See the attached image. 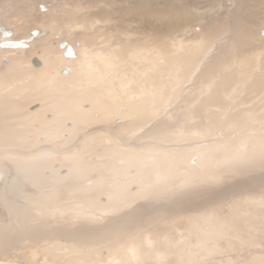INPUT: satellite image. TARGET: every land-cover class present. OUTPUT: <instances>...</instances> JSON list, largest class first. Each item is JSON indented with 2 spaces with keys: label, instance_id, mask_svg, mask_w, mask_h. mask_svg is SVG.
Wrapping results in <instances>:
<instances>
[{
  "label": "rangeland",
  "instance_id": "obj_1",
  "mask_svg": "<svg viewBox=\"0 0 264 264\" xmlns=\"http://www.w3.org/2000/svg\"><path fill=\"white\" fill-rule=\"evenodd\" d=\"M0 21L13 40L33 28L46 31L19 53L0 52V130L17 127L12 115L21 124L10 136L20 138L0 150L5 188L16 198L7 201L19 220L7 221L0 259L16 254L35 264H264V0H0ZM193 40L201 42L197 50L190 46L180 58L167 54L174 44ZM61 41L83 50L60 66L57 60L53 69L70 67L65 76L77 79L84 52L116 51L122 63L107 77L119 70L124 78L137 75L129 86L135 98L126 99L125 89V97L109 98L108 92L123 88L115 83L105 92L95 83L66 81L55 83L57 94L45 95L54 83L38 78L47 72L41 66L61 55ZM147 50L158 60L169 56L150 76L136 55L148 56ZM135 103L132 119L116 116ZM259 143L263 152L255 150ZM237 147V159L217 165ZM197 150L203 157L213 150L211 160L197 164L198 153L187 156ZM151 154L157 158L153 171L160 159L181 157L179 175L171 187L148 184L133 196L147 176L129 161ZM20 177L30 185H16ZM125 179L129 186L121 188ZM72 194L80 213L61 205L49 210L61 202L67 207ZM23 199L30 202L25 210ZM113 208L120 212L103 213ZM36 226L47 237L34 239Z\"/></svg>",
  "mask_w": 264,
  "mask_h": 264
},
{
  "label": "bare ground",
  "instance_id": "obj_2",
  "mask_svg": "<svg viewBox=\"0 0 264 264\" xmlns=\"http://www.w3.org/2000/svg\"><path fill=\"white\" fill-rule=\"evenodd\" d=\"M29 1V0H28ZM41 6V9H44L45 7L43 6V5H40ZM122 7V6H121ZM45 10V9H44ZM1 22V21H0ZM107 23V22H106ZM108 24V23H107ZM2 25V24H1ZM201 27H199V26H197V29L199 30ZM33 30H36L37 31V33L35 34V35H33L32 34V37H30L31 36V32L33 31ZM8 32V34H3V32ZM46 34V31L44 30V29H39V28H33V29H31L30 31H29V33H28V35H27V37H25V38H21V40H13V39H11L12 38V35H13V31L10 29V28H7V27H5V26H0V52H1V49L3 50V49H7V50H9V49H12V50H16L18 53L20 52L19 50H23L26 46H27V43L28 42H30V41H32V40H34L35 38H38V37H42L43 35H45ZM44 37V36H43ZM5 41H8V42H20V43H22V44H24V46H23V48L22 47H14V46H10V47H5V46H1V44L3 43V42H5ZM66 42V41H65ZM66 43H68V42H66ZM76 43V42H75ZM69 44V43H68ZM69 45H71V44H69ZM78 46H79V44L77 45V47H76V45L75 46H72L71 45V47L73 48V50H74V52H75V54H76V56L75 57H73V58H63V56H62V53H61V55L60 56H57L56 58L57 59H55V61H53V60H49V59H46L45 60V62H44V64H42V66H41V62L39 61V59H37V58H35V57H33L32 59H31V63L33 64V61H36L37 63H38V65H34V66H36V67H42V69H46L47 70V72H46V74H44V73H42V74H40V76L38 77V78H44L45 80V82L46 83H48V82H52V83H54L53 85H50V88H49V90H48V92H47V94H45V95H47V96H51V95H53V94H57V84L55 85V83H58V82H70V85H79V84H82L81 82H83V84H85V83H88V85L89 84H92V83H95V84H98V85H100V87H103V89H104V91L105 92H107L108 91V88L111 86V85H113L112 83H115L117 86L118 85H120L119 87H123L122 88V90H116V92L114 93V94H111V93H107L108 95H109V98H110V96L111 97H116V96H119L120 94H122V96L123 97H125L124 96V91L125 90H127V91H125V93H128V95H127V97H126V99L127 98H131V99H133V98H135V97H131L132 95L134 96V94H132V92H133V90L129 87L133 82H134V79L136 78H139L137 75H134V76H125V78L124 77H121V71L119 70V72L118 73H115L116 75H114V77L113 78H108L107 77V75L110 73V72H112V71H114V70H118L117 69V67L119 66V64H120V60L119 59H121L118 55H117V52L115 51V52H111L109 49L108 50H101V54L100 55H94V56H91V57H89V55H87V53L86 52H84L83 53V57L81 58V60H80V68H79V70L78 71H74L76 74H79V78H77V79H74V78H72V77H70V76H65V75H67L68 73H69V70H70V67H61L60 68V70H58L60 73V75H58L57 73H58V71H57V69H53L54 67H53V64L55 63L56 64V61L58 60V63H59V66L64 62V60H66V61H71V60H74L76 57H77V55L79 54V52L81 53V49L82 48H78ZM194 47V48H196V50L201 46V42L200 41H198V42H196V41H191V43L189 44V41H182V42H179V44H174L172 47H173V49H172V51H170V52H167V54L168 53H170L169 55H175V56H173V57H176V56H179V58H180V55H181V53H185V52H188V51H190L189 50V47ZM190 47V48H191ZM63 50V49H62ZM76 50V51H75ZM83 50V49H82ZM195 50V49H194ZM88 51V50H87ZM63 52V51H62ZM100 52V51H99ZM147 54H149L148 56L146 55V53H145V51H143V52H141V51H139V52H137L136 53V55H138L139 57L137 58V60H140L141 62H142V60H143V63H146V66H147V72H146V76H150L153 72H154V70L153 69H156L157 67H159L160 65H165V62L167 61V59L169 58V56H165V61H163V60H158L157 59V54H153V53H151V50L149 51V50H147ZM14 53H16V52H14ZM141 53V54H140ZM151 53V54H150ZM28 54V53H27ZM91 54V53H90ZM62 56V57H61ZM160 56H161V54H160ZM172 57V58H173ZM156 58V59H155ZM91 62H93V64L91 65ZM134 62V61H133ZM30 63V62H29ZM122 63V62H121ZM135 63H136V61H135ZM138 63V62H137ZM167 63V62H166ZM54 64V65H55ZM138 65V64H137ZM144 65V64H143ZM143 65L141 64L140 66H142V68H143ZM134 67V66H133ZM137 67V66H136ZM136 67H134V68H132V71L133 70H135V69H138V68H136ZM139 67V66H138ZM65 68H67L68 69V71L66 72V73H61V70H63V69H65ZM142 68L140 69V70H138L139 72H142L143 70H142ZM176 68H179V66H177ZM194 69H195V67H194ZM193 71H195V70H193ZM130 74H132L131 72H130ZM61 75H63V76H61ZM110 75V74H109ZM142 75H144V74H142ZM67 77V78H66ZM172 77H174V75L172 76ZM175 77H177L176 75H175ZM82 78H83V80H82ZM140 78H142V76L140 77ZM216 79V78H215ZM38 81H39V83H36V84H41L40 82H41V80L40 79H38ZM43 81V82H44ZM44 82V83H45ZM132 86V85H131ZM134 86V85H133ZM114 87H115V85H114ZM24 89V88H23ZM23 89H21L20 91H19V89H17L18 90V92H20V94L21 93H23V92H21ZM26 89V88H25ZM99 89V88H98ZM110 89H112V87L110 88ZM109 89V90H110ZM119 89H121V88H119ZM125 89V90H124ZM100 90V89H99ZM102 90V89H101ZM100 90V91H101ZM27 91V90H26ZM25 90H24V92H26ZM113 91V90H112ZM104 92V93H105ZM113 93V92H112ZM134 93V92H133ZM23 95H25V93H23ZM22 95V96H23ZM151 96V95H150ZM99 98V97H98ZM117 98V97H116ZM118 100H120V99H118ZM116 101H117V99H116ZM123 101V100H122ZM114 102V101H113ZM119 102V101H118ZM129 102V101H128ZM127 102V103H128ZM137 102V101H136ZM39 103V102H38ZM109 104V103H108ZM111 104V103H110ZM117 104V103H116ZM123 104V103H122ZM121 104V105H122ZM129 104V103H128ZM40 105H41V103H40ZM93 105V104H92ZM100 105V104H99ZM130 105V104H129ZM128 105V106H129ZM136 107H134L132 110H130V111H128V110H126V111H128L127 113H124V112H119L118 113V115H116L119 119H124V118H126V116H129L131 119L135 116V114H136V112H137V110H138V106H139V103H137V105H136V103L134 104ZM141 105V104H140ZM102 106V105H101ZM127 106V107H128ZM142 106V105H141ZM166 106H168V105H166ZM91 107H93V106H91ZM114 107V106H113ZM121 107V106H120ZM130 107V106H129ZM171 107V106H170ZM132 108V107H131ZM164 108H167V107H165L164 106ZM95 109V108H94ZM98 109V108H97ZM100 109V108H99ZM102 109V112H103V110H104V107H102L101 108ZM155 109H157V108H155ZM154 109V110H155ZM93 110V109H92ZM96 110V109H95ZM136 110V111H135ZM120 111V110H119ZM152 111V110H151ZM154 113V112H153ZM13 114V113H12ZM106 114V113H105ZM158 113H156V115H157ZM155 115V116H156ZM11 118H10V121H11V124H13V123H15V124H17V127L15 126V128H13L12 126V128H11V130L9 131V129H1L0 130V150L1 149H3V148H8L9 147V144H6V143H8L9 141H11V142H13L14 140H18L20 137H16V139L15 138H13V137H10V136H12V135H15V133H16V130L18 131V129H19V127H20V123L18 122V119L19 118H17V115H12V116H10ZM118 118H115L116 120H118V121H120ZM136 121V120H135ZM15 124H13V125H15ZM42 124V123H41ZM41 124H38V125H41ZM10 127V126H9ZM41 127H43V125H41ZM44 127H45V125H44ZM51 131V130H50ZM10 137V138H9ZM256 146V148H255V150H256V152H258V151H261V145H260V143H259V145H257V144H255ZM239 147V149H240V145L238 146ZM238 147L236 148V149H232V150H228V151H226V154L223 156V158L221 159V160H219L217 163V165L219 166V165H221V164H219V163H226L228 160H234V159H237L238 158ZM263 149V148H262ZM213 151V150H212ZM212 151L210 152V153H208L205 157H203V154L200 152V150H197V151H195V152H191V151H188L187 152V156L189 157V156H192V155H197L196 153H198V162H197V164H199L202 160L204 161V159L207 161V162H209L210 160H211V155H212ZM240 152V151H239ZM261 152H263V151H261ZM241 153V152H240ZM133 154V153H132ZM260 154V153H259ZM258 154V155H259ZM134 157V156H133ZM132 157V159L129 161L130 163V165H134L135 163L136 164H140L141 165V169H144L143 170V174H146V179H145V186H143V187H141V189H135V190H132V192H131V194L133 195V196H137L138 194H140V192H143V191H145V188L144 187H147L148 186V184H153V186H155V184H158V185H160V186H170L171 187V185H170V180L171 179H173L174 178V176L175 175H179L178 174V170L177 171H175L176 170V168L179 166V164H180V162H181V157H177V156H175V155H173V156H170V157H167V158H162V159H160L159 161H162V165H161V167H160V169L158 170V171H153V168H152V164L151 163H153V162H156V156H154L153 154H151V155H148L147 156V158H142L141 156L139 157H137V158H133ZM184 160V159H183ZM197 160V157H193V159H191V163H194L195 161ZM56 164V166H54V168L55 169H58V172H62L63 174L65 173L64 172V169H61V167H60V165H59V162H55L54 163V165ZM197 164H195V165H197ZM222 164V165H223ZM195 165H191V166H195ZM226 165V164H225ZM138 167V166H137ZM140 167V166H139ZM223 167V166H222ZM124 168V167H123ZM128 168H130V167H128ZM132 169H133V167H131ZM131 170V169H130ZM134 170H135V168H134ZM154 170H155V168H154ZM128 171V170H127ZM126 171V172H127ZM144 171H146L145 173H144ZM142 172V171H141ZM150 172H153L152 173V175H153V177H154V179H152V180H149L148 179V175H149V173ZM49 173V172H48ZM61 173V174H62ZM181 173V172H180ZM188 174V173H187ZM49 177V176H48ZM12 179H15V176L13 177V175H12V177H11ZM39 178H41V177H39ZM43 178V177H42ZM141 178V177H140ZM49 179V178H48ZM139 179V178H138ZM142 179V178H141ZM4 180H8L9 181V179H8V176H7V173L5 172V171H2V170H0V233L2 234L1 235V239L3 238V231L7 228V221L8 220H10V222H15V224H17L18 222H19V220H16V219H14L15 218V216L13 215L14 213H13V211H12V209L9 207V204H8V199L10 198V199H16V198H13V196L11 195L12 193H11V189H9V188H5L6 186H7V184H6V182L4 183ZM52 180V182H54V179H51ZM50 180V181H51ZM143 180V179H142ZM7 181V182H8ZM44 181V183L46 182V180H44V179H40V183L42 184V182ZM48 181V180H47ZM118 181V180H117ZM130 181L131 180H127V179H125L124 180V182L121 184V188H123V187H125V186H129V183H130ZM172 181V180H171ZM19 182L20 183H26L27 185H30L29 183H27L24 179H22L21 177L19 178V180H18V182L16 183V185H18L19 184ZM56 182V181H55ZM54 182V183H55ZM87 183H92L91 181H88ZM114 184L113 185H111L110 184V186H118V184H115L116 182H113ZM6 184V185H5ZM49 184V183H48ZM51 184V183H50ZM143 183H142V185H144ZM16 185H14V182H13V180H12V186L13 187H16V188H19V187H17ZM89 185H92V184H89ZM149 186H151V185H149ZM3 187L5 188V190H3ZM87 187H90V186H87ZM173 187V186H172ZM38 188V187H37ZM120 188V189H121ZM151 188V187H150ZM114 189V188H113ZM117 191L119 190V187L116 189ZM146 191H148L147 190V188H146ZM37 192V190L34 192V193H36ZM121 192V190L119 191V192H117L119 195L121 194L120 193ZM70 193H73V194H75L76 192L75 191H71ZM10 194V195H9ZM70 195V199L68 200V203H67V207L65 206V205H63L62 203L63 202H61L60 204H56L55 206H54V208L51 210V209H49L50 211H52V212H54L55 210H57V209H59V208H61V207H63V209H67V208H71V209H73V212L77 215V213L79 212H81L82 210L81 209H78V207L81 205H79V201L78 200H75V198H74V195ZM147 194V193H146ZM55 195L57 196V194L55 193ZM131 195V196H132ZM143 195H145V194H143ZM107 196V195H106ZM138 196H140V195H138ZM109 197H110V199H111V197H112V195H109ZM114 197V196H113ZM100 198H104V197H100ZM136 198V197H135ZM138 198V197H137ZM140 198V197H139ZM142 199V198H141ZM144 199V198H143ZM108 200H109V198H108ZM16 201V200H15ZM21 201H23V202H20V205H22L21 207H22V209H24L25 210V208L28 206V204L30 203L29 201L27 202L26 200H21ZM122 201V200H121ZM17 202V201H16ZM129 203V202H128ZM131 203V202H130ZM129 203V204H130ZM132 204V203H131ZM60 205H61V207H60ZM69 205V206H68ZM127 204L125 203V205L124 206H126ZM82 208V207H81ZM124 208V207H123ZM120 209H122V208H120ZM102 211L104 210V209H101ZM26 211H28V210H26ZM101 211V212H102ZM112 211V213H115V212H117V211H119V208H113V210H111V209H106V210H104L103 211V213H105V214H112V213H109V212H111ZM120 212V211H119ZM90 215V214H89ZM113 215V214H112ZM132 229V228H131ZM6 241V240H5ZM4 241V242H5ZM149 242V241H148ZM95 244V243H94ZM138 248V247H137ZM137 249L135 248V249H132V250H129V253H130V256L129 257H135V251H136ZM16 255V254H15ZM14 255V257H16L17 259H19L20 260V262H21V264L22 263H26V264H34V263H27V262H24V260L22 261L21 260V258L20 257H18V255H16L15 256ZM131 257V258H132ZM9 258V257H8ZM16 259V260H17ZM0 260H2V259H0ZM46 264H55V263H50V262H47Z\"/></svg>",
  "mask_w": 264,
  "mask_h": 264
},
{
  "label": "water",
  "instance_id": "obj_3",
  "mask_svg": "<svg viewBox=\"0 0 264 264\" xmlns=\"http://www.w3.org/2000/svg\"><path fill=\"white\" fill-rule=\"evenodd\" d=\"M264 33V31H262ZM37 33L36 30H33L31 32V36L32 34L35 35ZM3 34H8V32H3ZM75 45L77 46L78 43L76 42ZM1 46H5V47H10V46H14V47H22L24 46V44L20 43V42H8L5 41L1 44ZM59 48L63 49L62 55L65 58H73L76 56L73 48L71 47V45H69L68 43H66L65 41H61L60 43H58ZM34 65H38V63L36 61H33ZM68 71L67 68L61 70V73H66ZM123 107V106H122ZM122 109V108H121ZM15 258L12 255H9V258L5 257L4 259L0 260V264H21L20 260ZM22 264H26V263H22Z\"/></svg>",
  "mask_w": 264,
  "mask_h": 264
},
{
  "label": "crops",
  "instance_id": "obj_4",
  "mask_svg": "<svg viewBox=\"0 0 264 264\" xmlns=\"http://www.w3.org/2000/svg\"><path fill=\"white\" fill-rule=\"evenodd\" d=\"M44 125V124H43ZM28 217V216H27ZM27 217H24V219H23V221L27 218ZM22 221V222H23ZM54 230V229H53ZM53 230H50V232H52ZM31 231H32V233H33V235H34V239H36V238H38V239H40V238H43V237H47V231L46 230H44V229H42L41 227H39V226H36V227H34V228H32L31 229ZM38 232V233H37ZM0 239H1V234H0ZM3 248V249H2ZM2 248H1V244H0V253L1 254H3L5 251H3L4 250V247L2 246ZM21 260L23 261L24 259H22L21 258ZM24 262H27V260L25 261L24 260ZM27 263H33V262H31V261H28ZM35 264V263H34Z\"/></svg>",
  "mask_w": 264,
  "mask_h": 264
}]
</instances>
